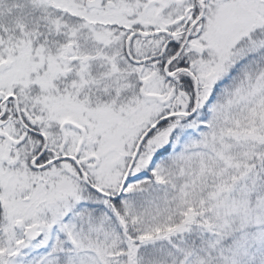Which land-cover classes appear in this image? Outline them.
I'll list each match as a JSON object with an SVG mask.
<instances>
[{
  "label": "snow or ice",
  "instance_id": "obj_1",
  "mask_svg": "<svg viewBox=\"0 0 264 264\" xmlns=\"http://www.w3.org/2000/svg\"><path fill=\"white\" fill-rule=\"evenodd\" d=\"M0 264H264V0H0Z\"/></svg>",
  "mask_w": 264,
  "mask_h": 264
}]
</instances>
